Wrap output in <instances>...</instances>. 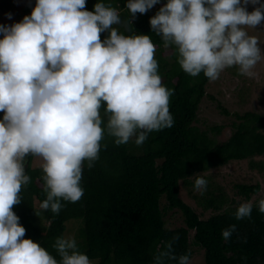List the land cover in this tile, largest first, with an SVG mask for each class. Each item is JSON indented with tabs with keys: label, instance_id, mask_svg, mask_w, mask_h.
<instances>
[{
	"label": "clouds",
	"instance_id": "1",
	"mask_svg": "<svg viewBox=\"0 0 264 264\" xmlns=\"http://www.w3.org/2000/svg\"><path fill=\"white\" fill-rule=\"evenodd\" d=\"M159 3L126 0L122 18L105 0H96L92 11L86 0H35L19 22L0 24V264H92L75 236L56 237L52 247L59 259L25 238L12 206L30 183V155L40 158L43 172L46 198L39 209L58 214L62 201L83 196V169L94 167L105 135L118 146L130 140L142 146L150 133L172 127L174 89L161 82L149 35L132 27L137 13ZM149 24L165 47L174 46L178 64L192 77L203 73L215 81L232 67L254 77L264 58V43L248 31L264 28V0H166ZM207 184L197 176L193 187L203 195ZM255 206L264 213V198ZM252 209V202H242L232 215L250 218ZM236 232L231 224L222 239L227 243ZM177 239L165 241L151 264H190L189 255L175 253Z\"/></svg>",
	"mask_w": 264,
	"mask_h": 264
},
{
	"label": "trees",
	"instance_id": "2",
	"mask_svg": "<svg viewBox=\"0 0 264 264\" xmlns=\"http://www.w3.org/2000/svg\"><path fill=\"white\" fill-rule=\"evenodd\" d=\"M109 2L122 18L127 16L126 0H105L106 4ZM95 3L96 0H86L85 9L92 11ZM164 3L166 0H160L153 9L137 13L132 27L133 32L149 35L156 48L154 58L161 82L174 89L169 101L172 127L150 133L142 146L131 140L118 146L105 135L94 167L83 169V196L75 203L62 201L64 206L58 214L39 209V203L46 198L42 190L43 172L32 165L34 157L30 155L25 169L30 183L22 185L21 202L13 205L12 210L26 230L25 238L40 243L57 259L52 247L56 237L68 236L67 222L79 219L82 226L79 231L74 227L72 236L79 250L95 264H151L153 254L174 235H178L174 244L177 256L191 257L190 230L192 244L203 249L205 264H264V213L258 211L256 204L250 218L236 220L232 213L237 206L223 208L224 193L207 192L200 203L214 213L201 217L180 196L181 181L189 184L190 177L232 160L247 159L250 168L264 172L263 160H256L264 155V116L253 111L231 114L218 105L223 114L234 115L238 120L232 122L224 140L217 138L223 129L221 125H212L208 130L196 124L209 80L203 73L196 77L185 73L177 62L174 46L165 47L162 38L151 32L149 19ZM8 4V0H0V16ZM116 27L124 31L122 26ZM106 35L107 32L101 33V40ZM100 113L106 122L103 105ZM235 188L238 195L249 199L259 191L260 184H236ZM164 208L179 210L183 224L167 227ZM231 224L237 225V232L225 243L221 231Z\"/></svg>",
	"mask_w": 264,
	"mask_h": 264
},
{
	"label": "rangeland",
	"instance_id": "3",
	"mask_svg": "<svg viewBox=\"0 0 264 264\" xmlns=\"http://www.w3.org/2000/svg\"><path fill=\"white\" fill-rule=\"evenodd\" d=\"M8 7L5 13H12L11 19L0 16V23L12 24L19 22L26 14H30L35 0H8ZM155 6V5H154ZM153 6V7H154ZM27 7L31 9H27ZM153 7L151 9H153ZM248 6V9L252 8ZM256 29H249L250 35H255L264 43V28L260 25ZM260 30V31H259ZM264 50V44L259 45ZM256 75L254 77H245L238 73L236 67L225 69L220 77L215 81H208L205 90L206 96L201 100L198 109L197 125L200 128L208 129L212 125H221L223 127L219 140H224L229 134L233 121H238L234 115H225L221 112L218 105L223 106L229 112L243 114L246 111L257 112L264 116V58L258 62L254 69ZM212 96V98H211ZM264 133V127L262 128ZM262 159L264 155L257 156L256 160ZM32 165L40 167V158L34 157ZM197 176L204 177L207 181V190L203 195L194 190V180ZM189 184H183L181 181L180 196L191 205L201 217H207L214 213L211 209L205 210L200 203L203 197H207V192L215 191L216 194L224 193L225 199L223 208L226 206L236 207L242 202L250 201L256 204L258 200L264 198V172L250 168L248 160H232L223 166L211 168L209 171L194 175L189 178ZM254 184L259 183L260 189L257 193L252 194L249 199H245L236 193V184ZM165 204V200L161 198V205ZM165 225L174 228L183 224V216L179 210L164 208ZM82 221L79 219H71L67 222L65 235H72L74 227L81 228ZM193 230H190V249L192 255L190 264H205L203 249L192 244ZM92 264H95L93 260Z\"/></svg>",
	"mask_w": 264,
	"mask_h": 264
}]
</instances>
